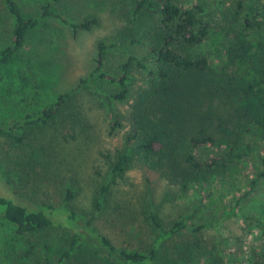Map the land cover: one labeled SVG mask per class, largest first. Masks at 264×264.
<instances>
[{"label":"trees","instance_id":"trees-1","mask_svg":"<svg viewBox=\"0 0 264 264\" xmlns=\"http://www.w3.org/2000/svg\"><path fill=\"white\" fill-rule=\"evenodd\" d=\"M38 1V15L26 16L15 0H4L14 26L10 43L0 49V67L24 48L27 36L42 21L58 20L71 28L74 37L100 26L93 14L77 22L65 20L53 8L60 0ZM227 4L220 10V20L225 24L223 35L230 38L225 45L213 47L225 57L219 67L200 50L212 31L209 11L202 3L180 7L173 0H130L124 15L127 25L118 31L116 42L130 40L131 45L146 49L145 57L129 56L117 66L116 75L107 74L108 53L118 43L98 41L94 67L87 77L46 106L28 109L19 120L0 127V164L8 170L4 172L7 185L14 171L32 189L40 175L46 177V201L28 206L19 198L17 187H10L13 199L0 197V217L14 227L17 236L57 235L56 260L47 259L46 264H91L97 259L100 264H193L206 252L200 251V240L185 237L187 233L216 226L234 217L239 208L245 225L248 219L254 220L245 211L246 204L236 199L223 204L220 213L203 215L208 203L202 185L218 177L231 178L248 151L245 140L262 145L242 201L256 193L257 183L264 184V0H228ZM134 69L141 74L139 86ZM106 83L116 88L107 92L102 88ZM101 84L98 91L94 85ZM82 94L108 107L107 135H122L119 148L98 153L97 167L89 184H84L91 186L85 213L74 207L82 189L79 173L65 170L63 153L78 139H91L93 125ZM114 103H128V109L122 113L112 107ZM44 129L46 137L41 142L38 133ZM44 152L43 165L37 158ZM137 167L174 189L175 193L164 194L162 202L186 200L198 188V205L165 221L161 207L150 198L130 202L132 197L126 199L121 186L127 183V172ZM150 179L144 178L147 189ZM251 208L264 220L263 198L254 196ZM110 227L128 228L129 237L137 232L139 246H116L104 232ZM257 238L264 240V234ZM91 242L102 256L90 247ZM223 258L212 262L264 264V248L251 255L234 248L226 252V262Z\"/></svg>","mask_w":264,"mask_h":264},{"label":"rangeland","instance_id":"rangeland-1","mask_svg":"<svg viewBox=\"0 0 264 264\" xmlns=\"http://www.w3.org/2000/svg\"><path fill=\"white\" fill-rule=\"evenodd\" d=\"M22 13L26 16H35L39 13L38 0H15ZM228 0H173L180 7H190L195 3H202L209 11L208 20L212 25L211 35L200 49L212 61L214 67H219L224 60L222 52L213 49L217 45H225L229 36H224L221 31L220 10L225 9ZM130 0H60L54 4V10L69 22H77L93 14L100 20V26L92 28L90 31L78 32L74 37L71 28L66 24L49 19L42 21L37 28L31 32L25 41L24 48L15 53L11 61L0 67V127H6L14 121L19 120L28 109H39L46 106V103L59 93L68 90L76 84L80 78L87 77L94 67L93 58L96 56V43L103 41L105 44L118 43L116 39L118 31L127 25L125 13L129 10ZM14 26V19L7 12L4 0H0V49L10 43V34ZM131 26V25H130ZM228 29V28H227ZM217 52V54H216ZM147 54L146 49L138 45H131L130 40L119 42L115 49L110 50L107 56L104 70L107 74L116 75L117 66L122 64L129 56L143 58ZM133 75L137 78L136 85H141V74L136 69ZM101 85H94L100 91ZM102 88L107 92L116 88L114 83H106ZM82 103L87 108L93 129L90 140L78 139L70 146L63 149L67 163L65 170L74 169L79 173L81 190L74 202L77 212H87L90 198L91 186L88 179L93 174V170L98 164V153L119 148L122 145V135L118 133L114 136L107 135L106 116L108 107L102 104L96 97L89 98L86 94L81 95ZM104 106V105H103ZM114 109L125 113L128 103H114ZM105 125V126H104ZM40 140L46 137V129L42 130ZM249 148H245L246 155L240 160L236 171L231 178L218 177L211 183H204L202 191L207 196V206L203 207V215L220 213L222 205L235 203V199L243 205L252 219H248L249 225H245L241 215V208L236 215L231 218L221 220L216 226L207 227L199 232L187 233L185 237H196L200 240L202 248L200 251L206 252V257L199 259L193 264H213V260L222 259L226 262V252L234 248H242L247 255L264 248V220L257 214H253L251 208L254 203V196L264 199V184L257 183L256 193L247 196L248 201H242L241 196L248 189V180L252 178L254 172L253 164L258 163V151L262 143H253L245 140ZM221 150V147L217 148ZM10 156H13L10 153ZM38 157L44 165L46 152ZM1 157V156H0ZM8 171L5 165L0 164V197L6 200L13 199L11 189H17L22 203L29 206L46 201V177L39 176L34 189L30 185L25 186L20 175L15 171L11 173V189L7 185L4 172ZM43 171V170H41ZM46 171V169H45ZM145 176L150 177L149 189L144 181ZM121 189L125 192L126 199L130 202L142 196L148 197L161 207V214L165 221H171L179 213L192 210L193 205H198L200 193L196 190L189 192L188 198L176 199L172 203L162 202L163 196L167 192H174L163 181L154 176L146 175L140 168H133L127 172V183L122 184ZM149 193L146 195V191ZM29 196H28V195ZM134 197V199H133ZM20 201V200H19ZM250 205V207H249ZM197 222V221H196ZM100 225L108 224L97 222ZM111 224V223H110ZM247 226V228L245 227ZM115 227V225H114ZM105 234L110 237L118 247L131 248L139 246L138 233L129 237L128 228L110 227ZM57 236V235H56ZM55 235L46 237V232L17 236L14 227L0 217V264H46V260L52 262L56 260ZM193 239V238H192ZM86 243L85 240L81 241ZM137 242V243H136ZM87 244V243H86ZM90 247L96 250L100 256L103 252L95 243H89ZM240 258L243 254L239 255ZM97 259L91 264H100ZM85 261L80 258V262ZM196 261V260H195ZM224 264V263H223Z\"/></svg>","mask_w":264,"mask_h":264}]
</instances>
